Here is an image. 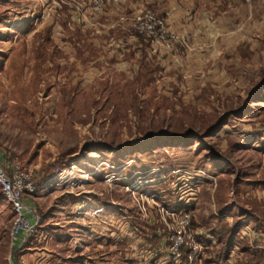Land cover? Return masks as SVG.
Instances as JSON below:
<instances>
[{"label": "rangeland", "instance_id": "374dc122", "mask_svg": "<svg viewBox=\"0 0 264 264\" xmlns=\"http://www.w3.org/2000/svg\"><path fill=\"white\" fill-rule=\"evenodd\" d=\"M136 2L0 0V153L38 218L16 247L0 193V264H174L159 203L189 213L192 264H264V0ZM146 10L173 47L131 26Z\"/></svg>", "mask_w": 264, "mask_h": 264}, {"label": "built area", "instance_id": "2783aa9c", "mask_svg": "<svg viewBox=\"0 0 264 264\" xmlns=\"http://www.w3.org/2000/svg\"><path fill=\"white\" fill-rule=\"evenodd\" d=\"M106 1L88 0V3L95 13H100ZM131 26L138 34L151 38L153 43H159L168 48L173 47V43L178 40V37L166 27L164 19L151 10L137 12L132 19ZM73 174L74 169L70 166L56 169L54 177L58 180H66L71 178ZM30 179V176L23 172L15 159L0 153V193L11 204L14 213L11 235L15 241L20 234L24 238L31 235L36 225V222L33 223L26 215L24 204V196L35 192V186ZM157 207L161 213L171 216L175 223L170 228L169 246L166 251L172 257L171 261L174 264H192L201 249V245L199 241L195 240L194 233L189 229L191 221L189 213L180 208H169L160 203L157 204ZM102 211L103 208H96L94 214L98 215ZM184 247L188 249L187 260L185 263H181L183 262L182 249ZM16 264L28 263L19 257Z\"/></svg>", "mask_w": 264, "mask_h": 264}, {"label": "crops", "instance_id": "0c3cea01", "mask_svg": "<svg viewBox=\"0 0 264 264\" xmlns=\"http://www.w3.org/2000/svg\"><path fill=\"white\" fill-rule=\"evenodd\" d=\"M112 2V4H117V3H120V4H126L129 0H110ZM161 1V0H138V2H136L135 4H132L133 7H140L143 8L145 7L144 4H148V5H151L152 7L156 5V3L158 4V2ZM167 1V0H166ZM169 1V0H168ZM160 3V2H159ZM170 3V2H169ZM175 3V2H174ZM177 3V1H176ZM140 4V5H138ZM168 7V6H167ZM167 7H163L164 9H166ZM170 8V7H168ZM150 9V8H149ZM158 10H160L159 8H157ZM138 11V10H137ZM168 15L170 18L174 19L175 18V15L173 13V10L172 8L169 9L168 11ZM165 18V17H164ZM166 19V18H165ZM167 21V20H166ZM174 21V20H173ZM168 22V21H167ZM29 200L30 199H27L25 198L24 199V204L26 206V215L31 219V221L33 223H35L36 220H38L37 218V209H36V204L34 203H31V205L33 204L34 205V208L29 206ZM37 222V221H36ZM22 239H24V237L20 234L18 236V238L16 239L15 241V246L18 247L19 244H21V242L23 241Z\"/></svg>", "mask_w": 264, "mask_h": 264}, {"label": "trees", "instance_id": "16d2710c", "mask_svg": "<svg viewBox=\"0 0 264 264\" xmlns=\"http://www.w3.org/2000/svg\"><path fill=\"white\" fill-rule=\"evenodd\" d=\"M156 235V234H155ZM30 236V235H29ZM27 237V236H26ZM237 233H236V229H234L233 227L230 229H227V232H226V236H224V235H222V239L224 238V239H226L225 240V247H224V251L226 252V253H228V250L230 249V248H232L233 246H235L236 245V243L238 242V240H237ZM220 239V238H219ZM240 240V239H239ZM168 244H169V242H168ZM230 252V251H229Z\"/></svg>", "mask_w": 264, "mask_h": 264}]
</instances>
